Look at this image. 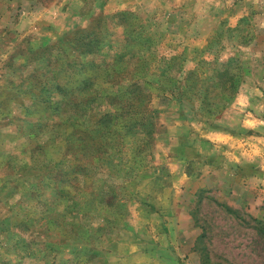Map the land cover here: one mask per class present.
<instances>
[{
  "label": "rangeland",
  "instance_id": "obj_1",
  "mask_svg": "<svg viewBox=\"0 0 264 264\" xmlns=\"http://www.w3.org/2000/svg\"><path fill=\"white\" fill-rule=\"evenodd\" d=\"M0 264H264V0H0Z\"/></svg>",
  "mask_w": 264,
  "mask_h": 264
},
{
  "label": "trees",
  "instance_id": "obj_2",
  "mask_svg": "<svg viewBox=\"0 0 264 264\" xmlns=\"http://www.w3.org/2000/svg\"><path fill=\"white\" fill-rule=\"evenodd\" d=\"M100 25V19H96L93 21V25H92V40L88 39L87 36L89 33H87L86 35H84L83 37H80L76 40H78V42L81 44V47L83 45H85V48L83 52H89L92 54H96L99 53L100 50L103 48L104 43L102 41V36H97L96 32L94 31L98 26ZM70 41V40H69ZM151 57V56H150ZM148 55L142 57V64L145 62H148V58H150ZM119 62V61H118ZM115 66V67H114ZM113 66V70H119L120 65L117 63L116 65ZM124 68V67H123ZM139 69V68H138ZM122 70V68H121ZM136 72H138L137 68L133 70V73L135 74ZM189 74V73H188ZM113 81V77H110L109 80ZM180 82V81H179ZM178 81L176 83V85H173V90L172 91H176V93L174 92V96L176 99L180 100H185L187 95H188V91H192L194 90V88H196L195 86L199 85V80H197L196 83L193 82V80H189L188 82L184 81L183 85L186 87L185 90H182L180 88V86L178 84H180ZM162 90H168V88H166L165 86H163V88H161ZM199 89V88H198ZM128 92L129 95L125 98V100H123V103H125V106L127 107V116H132L134 114H138L140 115V120H138V122H135L133 124H131L132 128H135L136 131L139 134L142 135V139H144L142 141L143 144V148H149V143L150 139L153 136V133L155 132V125H156V119H157V111L154 110H150L149 108L143 107V102L144 101H148V95L149 93L147 91H145L144 88H142L137 81H132L131 84H129L128 87ZM180 90V92H178ZM163 100H166V98H164L162 96ZM112 99V98H111ZM203 99V98H202ZM224 108V105L221 106V109ZM211 113V112H210ZM181 117H185V112H182L180 114ZM107 119H110L109 116L106 117ZM111 120V119H110ZM131 126L128 128L131 131ZM261 229L263 230V228L261 227Z\"/></svg>",
  "mask_w": 264,
  "mask_h": 264
}]
</instances>
